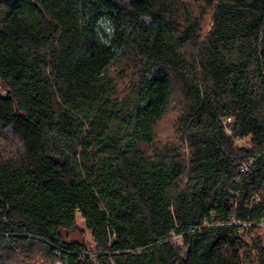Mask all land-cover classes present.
<instances>
[{
	"label": "trees",
	"instance_id": "trees-1",
	"mask_svg": "<svg viewBox=\"0 0 264 264\" xmlns=\"http://www.w3.org/2000/svg\"><path fill=\"white\" fill-rule=\"evenodd\" d=\"M0 86V264H264V0H0Z\"/></svg>",
	"mask_w": 264,
	"mask_h": 264
},
{
	"label": "rangeland",
	"instance_id": "rangeland-1",
	"mask_svg": "<svg viewBox=\"0 0 264 264\" xmlns=\"http://www.w3.org/2000/svg\"><path fill=\"white\" fill-rule=\"evenodd\" d=\"M2 91H3V89L0 86V92H2ZM159 130H160V134H161L160 137L163 140H166V139H168L169 137H171L173 135L174 132H173V116L172 115L163 122V124L160 126ZM79 222H80V230L84 233V238L89 240V233H87L85 231V227H84L83 221L80 219ZM75 239L80 240L82 238L79 235H76ZM13 264H24V263L23 262H19V263L15 262ZM25 264H31V263L25 262ZM36 264H45V263H42V261H40V262H37Z\"/></svg>",
	"mask_w": 264,
	"mask_h": 264
},
{
	"label": "water",
	"instance_id": "water-1",
	"mask_svg": "<svg viewBox=\"0 0 264 264\" xmlns=\"http://www.w3.org/2000/svg\"><path fill=\"white\" fill-rule=\"evenodd\" d=\"M188 252H189V250H186V251L184 252V258L187 257Z\"/></svg>",
	"mask_w": 264,
	"mask_h": 264
},
{
	"label": "built area",
	"instance_id": "built-area-1",
	"mask_svg": "<svg viewBox=\"0 0 264 264\" xmlns=\"http://www.w3.org/2000/svg\"><path fill=\"white\" fill-rule=\"evenodd\" d=\"M229 122H231V119L229 120Z\"/></svg>",
	"mask_w": 264,
	"mask_h": 264
}]
</instances>
